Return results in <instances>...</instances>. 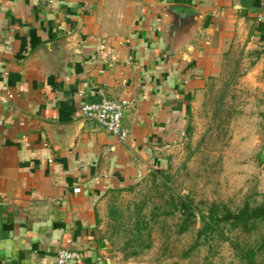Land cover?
Here are the masks:
<instances>
[{
	"label": "crops",
	"instance_id": "obj_1",
	"mask_svg": "<svg viewBox=\"0 0 264 264\" xmlns=\"http://www.w3.org/2000/svg\"><path fill=\"white\" fill-rule=\"evenodd\" d=\"M238 49L264 71V0H0V264H113L98 214ZM103 99L131 101L127 143L83 117Z\"/></svg>",
	"mask_w": 264,
	"mask_h": 264
},
{
	"label": "rangeland",
	"instance_id": "obj_2",
	"mask_svg": "<svg viewBox=\"0 0 264 264\" xmlns=\"http://www.w3.org/2000/svg\"><path fill=\"white\" fill-rule=\"evenodd\" d=\"M257 57L236 50L193 97L191 117L163 146L158 168L109 196L95 229L113 264H248L237 246L256 249L258 231L226 225L221 235L199 237L201 218L182 231L185 216L175 205L188 196L207 214L214 203L237 211L264 202V71L252 72ZM254 261L264 264V251Z\"/></svg>",
	"mask_w": 264,
	"mask_h": 264
},
{
	"label": "trees",
	"instance_id": "obj_3",
	"mask_svg": "<svg viewBox=\"0 0 264 264\" xmlns=\"http://www.w3.org/2000/svg\"><path fill=\"white\" fill-rule=\"evenodd\" d=\"M175 208L185 216L182 231L190 228L197 216L201 218L203 225L199 230V237L208 238L214 234L221 235L226 225L230 226L232 230L240 229L248 233L258 231L260 240L256 249H245L241 248L240 245L237 246L248 264H255L256 252L264 251V202L256 206L246 203L237 211L214 203L209 207L208 213L204 214L188 196H179Z\"/></svg>",
	"mask_w": 264,
	"mask_h": 264
},
{
	"label": "built area",
	"instance_id": "obj_4",
	"mask_svg": "<svg viewBox=\"0 0 264 264\" xmlns=\"http://www.w3.org/2000/svg\"><path fill=\"white\" fill-rule=\"evenodd\" d=\"M130 106L131 101L127 99H103L98 102L84 104L81 112L84 118L95 121L103 130L115 136L120 143L125 144L131 137V130L124 126L123 117ZM82 259L83 254L80 251L62 249L55 264H74Z\"/></svg>",
	"mask_w": 264,
	"mask_h": 264
}]
</instances>
